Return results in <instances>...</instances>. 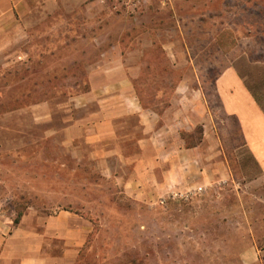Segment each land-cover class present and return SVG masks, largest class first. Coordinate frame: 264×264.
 I'll return each mask as SVG.
<instances>
[{
    "label": "rangeland",
    "instance_id": "obj_1",
    "mask_svg": "<svg viewBox=\"0 0 264 264\" xmlns=\"http://www.w3.org/2000/svg\"><path fill=\"white\" fill-rule=\"evenodd\" d=\"M82 8L34 21L37 29L75 23L79 37L35 34L31 61L9 46L0 52V213L20 221L70 211L89 220L82 264H245L253 242L264 246V191L246 152L230 151L240 139L234 124L221 132L230 178L189 202L164 205L127 195L113 177L123 170H104L70 127L74 119L88 122L89 108L77 101L89 96L91 68L115 49L141 76L135 83L146 102L154 98L151 86L164 92V103L180 81L197 86L205 79L221 120L212 89L219 73L234 65L249 84L262 82L264 67L249 62L264 63V0H103ZM45 250L56 260L61 242Z\"/></svg>",
    "mask_w": 264,
    "mask_h": 264
},
{
    "label": "crops",
    "instance_id": "obj_2",
    "mask_svg": "<svg viewBox=\"0 0 264 264\" xmlns=\"http://www.w3.org/2000/svg\"><path fill=\"white\" fill-rule=\"evenodd\" d=\"M100 2L103 0H0V52L9 46L12 55L20 54L23 59L24 54L31 61L28 48L33 46L35 34L64 30L73 39L80 30L65 21L62 27L55 24L37 29L36 17L75 16L77 9H92ZM128 62L117 49L96 62L89 73V96L76 104L89 108V120L74 119L70 127L73 133L81 131L73 140L88 143L91 159L104 170H123L113 177L122 179L127 195L155 203L172 192L200 187L208 191L224 183L231 169L229 148L221 132H229L232 124L240 139L237 145L228 144L230 151L233 156L246 152L252 170L257 171L254 180L264 191V72L257 73L263 79L256 87L234 65L214 78L212 89L223 115L220 120L212 113L205 79L201 84L197 78V86L180 81L167 93V103L159 99L164 92L151 86L154 98L148 103L143 97L145 88L135 83L141 76L129 70ZM249 63L264 67L261 62ZM92 231L89 220L70 211L46 217L25 215L18 224L0 213V264H74ZM55 241L62 245V255L56 260L45 250ZM244 255L245 264H264V246L256 241Z\"/></svg>",
    "mask_w": 264,
    "mask_h": 264
},
{
    "label": "built area",
    "instance_id": "obj_3",
    "mask_svg": "<svg viewBox=\"0 0 264 264\" xmlns=\"http://www.w3.org/2000/svg\"><path fill=\"white\" fill-rule=\"evenodd\" d=\"M205 190L203 188H196V189H191L189 191L186 192H172L169 196L167 197H163L160 200V203L162 205L167 204L168 201H185V202H189L191 200H193L194 198H196L198 195H200L201 193H203Z\"/></svg>",
    "mask_w": 264,
    "mask_h": 264
},
{
    "label": "trees",
    "instance_id": "obj_4",
    "mask_svg": "<svg viewBox=\"0 0 264 264\" xmlns=\"http://www.w3.org/2000/svg\"><path fill=\"white\" fill-rule=\"evenodd\" d=\"M15 224L19 223V220H15L14 221ZM88 244L85 246V248L81 251L79 257L77 258V260L75 261L74 264H82L83 260H87L86 259V254H84L85 249L87 248ZM84 264H86V262H84Z\"/></svg>",
    "mask_w": 264,
    "mask_h": 264
}]
</instances>
